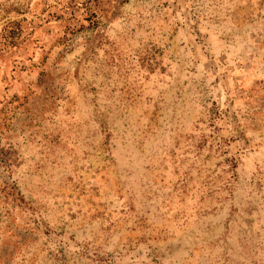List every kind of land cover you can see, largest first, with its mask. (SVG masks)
I'll return each mask as SVG.
<instances>
[{
    "label": "rangeland",
    "instance_id": "1",
    "mask_svg": "<svg viewBox=\"0 0 264 264\" xmlns=\"http://www.w3.org/2000/svg\"><path fill=\"white\" fill-rule=\"evenodd\" d=\"M0 264H264V0H0Z\"/></svg>",
    "mask_w": 264,
    "mask_h": 264
}]
</instances>
